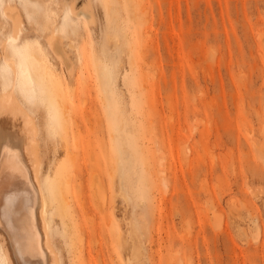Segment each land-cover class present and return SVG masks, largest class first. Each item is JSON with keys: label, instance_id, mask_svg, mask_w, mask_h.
Returning <instances> with one entry per match:
<instances>
[{"label": "rangeland", "instance_id": "rangeland-1", "mask_svg": "<svg viewBox=\"0 0 264 264\" xmlns=\"http://www.w3.org/2000/svg\"><path fill=\"white\" fill-rule=\"evenodd\" d=\"M71 4L0 0V93L39 126L61 264H264V0H92V26Z\"/></svg>", "mask_w": 264, "mask_h": 264}, {"label": "bare ground", "instance_id": "bare-ground-1", "mask_svg": "<svg viewBox=\"0 0 264 264\" xmlns=\"http://www.w3.org/2000/svg\"><path fill=\"white\" fill-rule=\"evenodd\" d=\"M86 1L88 3L84 8L79 9L80 7L76 6L77 0H72L68 8L70 15L92 26L91 23L96 16L93 18L95 13L90 11L92 0ZM54 16H56L54 20L46 16L47 22L51 25L46 35V42L53 56L62 62L68 73L72 75L76 68L75 62H82V60L76 57L75 61L72 58L73 44L68 43L65 27L58 25L56 13ZM4 18L12 25V40H19L24 30L25 19L18 6L6 4ZM2 46L5 62L17 77L19 71L15 60L21 57L8 53L9 43L7 41ZM16 88V83H14L10 89L0 93V250L2 264H61L60 254L55 247L52 234V218L56 214L54 203L58 201V184L51 177L45 178L40 129L34 116L20 101ZM68 154L70 160H76L71 150ZM63 182L65 183L64 179ZM94 182L92 181V184ZM71 183L73 184L72 181ZM98 185L102 187V183ZM97 188L99 191L103 189ZM101 192L104 193L105 190ZM64 194L62 197L66 198ZM58 209L60 208H57V212ZM86 214L88 216V213Z\"/></svg>", "mask_w": 264, "mask_h": 264}]
</instances>
